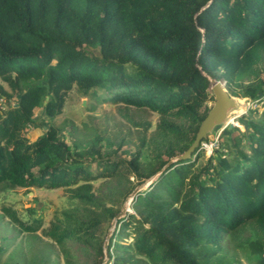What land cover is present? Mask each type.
I'll use <instances>...</instances> for the list:
<instances>
[{
	"label": "trees",
	"instance_id": "obj_1",
	"mask_svg": "<svg viewBox=\"0 0 264 264\" xmlns=\"http://www.w3.org/2000/svg\"><path fill=\"white\" fill-rule=\"evenodd\" d=\"M209 78L232 96L264 94V0H0V191L69 197L47 226L33 209L2 205L0 216L50 240L65 264H102L126 197L193 142L214 100ZM72 90L90 109L115 105L124 133L94 128L69 143L51 121ZM244 121L139 191L106 264H242L234 252L264 264V108Z\"/></svg>",
	"mask_w": 264,
	"mask_h": 264
},
{
	"label": "rangeland",
	"instance_id": "obj_2",
	"mask_svg": "<svg viewBox=\"0 0 264 264\" xmlns=\"http://www.w3.org/2000/svg\"><path fill=\"white\" fill-rule=\"evenodd\" d=\"M234 100L235 106L229 110L227 119L217 124L207 134L206 140L203 141L204 143L209 144L216 141L218 145L219 143L221 145L223 139L219 138V135L227 128H238L241 132L246 130L244 118H246V115L249 114L251 109L256 108L248 106L247 102H250L252 99L234 96ZM13 101H16V99H13ZM213 103L214 100L210 102V106H212ZM91 106V99L83 96L77 90H72L68 95L63 112L52 120L51 123L61 128L66 139L71 144H73L75 139H83L86 137L85 135L88 136L89 133H93L94 128H108L109 132L118 133L120 135L124 133L126 123L118 114L115 105L104 103L94 109H90L89 107ZM257 108L260 112L263 110L264 106L261 105ZM41 115H44L43 107L36 109L35 117L38 123H41V121H38ZM150 118L155 122L158 116L152 114ZM230 124H233L231 128L229 127ZM40 132V128H32L30 137L35 139ZM123 149L125 156L128 150L126 146H124ZM104 151L108 155H114L112 148H106ZM208 154L210 153L206 150L205 156L207 157ZM99 185L100 181L95 182L96 187ZM146 188L143 187L142 190ZM68 204V192L63 188L54 190L35 188L30 191L24 188H15L0 191V206H11L16 209L22 217H27L29 215L28 210L33 209V216L43 217L44 226L49 224V221L53 218L57 210H62L67 207ZM130 212H133L131 204ZM234 255L241 260L242 264H249L244 259V254L242 252H234ZM18 257L24 260L27 259L26 264H40L39 260H46L47 264H65L63 257L59 254L58 249L50 240L44 237L40 239L36 235L32 237L24 232L19 233L7 217L0 216V264H16L17 261L15 260Z\"/></svg>",
	"mask_w": 264,
	"mask_h": 264
},
{
	"label": "water",
	"instance_id": "obj_3",
	"mask_svg": "<svg viewBox=\"0 0 264 264\" xmlns=\"http://www.w3.org/2000/svg\"><path fill=\"white\" fill-rule=\"evenodd\" d=\"M210 80V89L214 95V103L211 106V109L207 113L206 117L201 121L196 136L188 147L182 154L175 155L169 159V161L161 168L160 171L155 173L149 179L144 181L143 183L137 185L132 192L127 196L126 200L124 201L121 210L113 217L110 227L108 229L107 235L104 241V253L105 258L102 264H106L108 255H107V246L109 238L116 226L117 220L119 218L124 217L128 212H130V204L133 198H135L139 191L143 189V187H147L148 184L153 181L158 174H160L168 165L172 162L177 161L179 159L188 158L193 151L199 147L201 141L207 137V134L219 123L224 122L227 119L229 110L235 106L234 96H232L226 89L225 85L222 83L221 80H217L215 78H209ZM233 124L229 125L231 128Z\"/></svg>",
	"mask_w": 264,
	"mask_h": 264
},
{
	"label": "built area",
	"instance_id": "obj_4",
	"mask_svg": "<svg viewBox=\"0 0 264 264\" xmlns=\"http://www.w3.org/2000/svg\"><path fill=\"white\" fill-rule=\"evenodd\" d=\"M223 82H224V85H225V81H223ZM263 98H264V94L261 97L257 98V99L251 100L250 102L248 101L247 102L248 103V106L249 107H252V108H257L258 106L263 105L262 104L263 103V101H262ZM217 146H218V142H216V141H213V142H211L209 144L204 143L203 141L201 142V147L205 148L209 153H211L212 150L215 147H217Z\"/></svg>",
	"mask_w": 264,
	"mask_h": 264
}]
</instances>
